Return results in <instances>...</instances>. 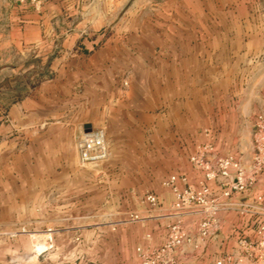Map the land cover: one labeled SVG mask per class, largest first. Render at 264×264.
Returning a JSON list of instances; mask_svg holds the SVG:
<instances>
[{
	"label": "crops",
	"instance_id": "1",
	"mask_svg": "<svg viewBox=\"0 0 264 264\" xmlns=\"http://www.w3.org/2000/svg\"><path fill=\"white\" fill-rule=\"evenodd\" d=\"M150 1L143 7L139 1L131 6L124 4V0H71L68 10L74 15L79 13L80 17L73 19L76 30L63 42L64 52L57 55L55 48L60 41L49 32L57 16L54 13L60 11L57 1L49 3L42 12L31 8L30 13L25 11L14 22L3 21L0 32L1 230L29 223L42 229L45 220L64 221V228L58 229V234L75 236L81 228L76 227V221L92 219L87 208L92 180L78 164L76 148L79 135L88 126L91 130H105L111 156L106 162L111 170L123 164L120 157L124 155L136 159L133 160L136 165L145 164L142 157L148 156L144 167H136L146 172L155 171L157 166L165 170L176 160L177 170L182 173L180 177L196 185L204 181V175L192 168L189 158L196 148L205 145L210 128L214 129V135L207 137L213 142L208 144L213 145L217 155H237L250 149L251 125L264 106V71H254L252 75L257 79L254 84H233L231 88L236 94L231 95V106L228 102L222 104L219 95H214L219 88L206 78L219 75L223 68L219 61L230 60L231 51L209 43L231 44L233 20L238 27L246 29L264 26V0ZM48 8L49 14L45 11ZM144 11L150 13L142 18ZM107 29L109 34L104 33ZM220 29H224L222 35ZM241 35L244 43L249 42L245 31ZM142 43L152 45L154 51L145 52ZM162 44L163 53H157L156 48ZM38 65H42V70L45 66L51 76L27 88L5 85L13 76L41 73ZM126 73L133 77L130 93L114 101L110 95L114 77ZM16 91L19 93L13 97ZM191 106L196 109L195 118ZM115 107L127 108V111L108 112ZM93 108L99 109V118L91 116ZM176 113L179 115L175 116ZM211 121L214 126L208 127ZM175 125L180 129L173 133ZM177 134L179 145L173 143ZM258 180L254 190L264 192V174ZM208 185L212 198L222 196L216 183ZM252 195L244 194L236 201L248 203ZM170 197L169 193L161 192L163 206L154 211L146 201L140 202L138 196L128 199L133 210L157 218L170 205ZM125 201L121 199V203ZM123 209L126 208L116 213L121 219L127 214ZM221 220V233L242 226L249 239L256 236L258 218L253 215L229 211L222 214ZM164 223L153 221L144 229L136 225L130 231L119 229L117 248L124 252V241L130 235L134 258L135 247L146 244V234H152L155 241L161 240ZM91 227V223L84 224V228ZM90 232L83 231L84 238ZM218 237H211L199 249L188 245L184 250L189 253L195 250L198 256L194 259L193 255L186 254L182 263L213 264ZM7 248L10 246L6 243L0 244V253ZM116 257L111 264H138L128 261V256ZM3 262L0 259V264Z\"/></svg>",
	"mask_w": 264,
	"mask_h": 264
},
{
	"label": "rangeland",
	"instance_id": "2",
	"mask_svg": "<svg viewBox=\"0 0 264 264\" xmlns=\"http://www.w3.org/2000/svg\"><path fill=\"white\" fill-rule=\"evenodd\" d=\"M53 1L58 2L60 11L54 13L57 14V16H54L53 21L51 22L53 28L50 27L49 32L58 36L57 39L60 41V43L56 45L55 55L63 53L65 50L63 48V42L66 40L67 36L76 30L74 20L77 19V17H80L79 13L74 15L73 12L68 10L71 0H0V32L4 25L3 21H6V24L9 19L14 22L21 15L25 14V11L30 13L31 8L35 10L38 9L42 12L44 7ZM137 1H139L140 5L143 7L151 2L150 0H124V4L129 3V5L132 6V4H136ZM162 1L163 0H157L156 3H162ZM45 11L47 14L50 13L49 8ZM149 13L148 11H144L143 15H141L142 18L146 17ZM262 14H264V12H262ZM241 15L244 16L243 13H241ZM242 31L246 32V38L248 37L249 42H243V36L241 35ZM109 32L110 30L107 29L104 33L109 34ZM223 32L224 29H220V35H222ZM163 38L164 40L166 39L165 37ZM209 44V46H219L225 50L229 48V51H231L230 60L221 59L219 61L223 67L220 69L219 75L205 77L206 81L213 83L214 87L219 88L220 91L217 93L214 92V95H219L221 99L220 102H222V104L228 102L227 105L230 103L231 106V95L233 96L234 93L236 94V91H234L231 86H233V84L250 82L254 84L257 80L256 77L252 75L254 71L257 69L262 72L264 71V26L262 25L261 28L252 27L246 29L238 27V23L233 20L231 21V44ZM141 48L145 52L154 51L152 45H148L147 43H142ZM163 49V44L162 46L158 45L156 52H162ZM230 63L231 65L229 67ZM29 64V66H31L33 63L31 62ZM38 67L39 72L42 71L37 74L38 76L34 75V72H28L27 74H22L18 77L13 76L5 82V85L7 87L15 86L18 88L19 86H22L27 88V86L31 87L51 76V74L46 71L45 66L43 68L44 71L41 69L42 65H38ZM250 78H252V80ZM132 79L133 77L131 73L114 77V89L113 92L110 93L111 98H113L114 101L118 100L119 97L124 99L122 98L123 95L127 97L130 93ZM17 93L19 92L16 91L13 94V97L17 95ZM116 108L117 107L108 109V112H113L115 114L118 110L121 112L122 110L125 112L127 111V108ZM190 108L191 112H194L192 113V117H197L195 107L191 106ZM124 111L123 114H125ZM174 111L175 110L173 109V112ZM178 115L176 113L175 116ZM91 116L93 118H99V109H91ZM211 126H214L212 121L211 125L208 127ZM178 129L177 125L173 126V133L179 131ZM251 129L252 143L250 149L247 152L239 153L237 155L232 154V156L237 158L240 162L247 175H251L254 172V154L252 147L253 137L256 130V119L254 120L253 125H251ZM213 130V128H210V130L206 132V136L210 137V135L213 134ZM178 135L179 134L176 135V139L173 140V143L179 145L180 140ZM207 137L205 144L213 143L211 139H207ZM197 150L198 149L196 148L195 151L197 152ZM110 157L109 154V158ZM142 158H144L143 160L146 164L149 157L145 156ZM120 160L123 164H119V168L117 169L113 166L114 168L112 170L107 166L109 165V162H104L100 165H87L85 167L80 165L89 173L92 180V195L89 206L87 205V208L92 213V219L85 222L83 220H77L76 227L81 228L79 231L77 230L75 236L61 235V232L58 234V229L64 228L62 226L64 221L54 222L45 220L42 229L36 228L34 223H29L28 226H12V229L8 231L0 229V244L3 245V243H6V245L10 246V249L7 248L8 250L0 253V259L4 260L2 264H111L118 255L128 256V261H135L138 262V264H183L182 258L185 257L186 254L193 255L195 259V257L198 256V253L195 250L189 253L184 249L188 245L194 246L195 249H199L200 245L208 241V239L201 241L198 232V224L200 222L198 211L202 209V207L194 202L182 205V208H176V197L174 193L171 189L164 186V182L169 177L177 176L179 179L181 178L180 176L182 173L177 170L176 160H173L172 164H170L169 167H166L165 170L158 169L157 167L159 166H157L156 170H153L152 172L136 170V167H144L145 164L136 165L134 163L135 161H133L136 159L132 158L130 155H124L120 157ZM189 163L192 165L191 162ZM192 168L194 167L192 166ZM194 170L196 169L194 168ZM261 175L262 173H260L258 179ZM258 179L256 184L259 181ZM256 184L253 189H250L246 194L253 193L252 197L255 194H264V192H257V190H254ZM190 185L195 188H198L199 186L195 183H191ZM179 187L183 188V185H179ZM161 192H166L171 195V203L169 206H166L164 211H161V214L159 215L160 217L157 218L152 216V214H149V216L143 215L142 213L133 210L131 200L128 199L130 197L138 196L140 197V202H143L148 194H154L159 199L158 205L152 207L148 204L149 209L154 211L163 206L162 199L160 198ZM122 198H125L126 200L123 203H121ZM105 199H107L108 202H105ZM82 206L83 205H81V207ZM122 208H126L123 210L127 213L124 219L119 218L121 216L116 214L117 212L119 213ZM229 211L231 210H222L219 213L221 224L219 232L216 234L219 235V239L217 238L219 241V247L214 253L215 257L213 264L219 262L222 264H264L263 262L252 261L249 258L251 252L240 247V239H249L248 235L246 236V234H244L242 226H239V228L236 229L231 228V230L226 229L221 233L222 214ZM136 216L139 217L138 220L136 219ZM190 219H193L192 222ZM153 221L165 222L164 234L161 236L160 241H155L152 234H146V244H141V246L135 247V256L133 258V251L130 247V245H132L131 236L128 235L127 240L124 241V252L119 251V249L122 250L121 248H117L120 244V237L116 235L119 229L124 228L130 231L135 225L144 229ZM86 223H91V229L84 228V224ZM175 226H178L181 230L187 232L189 236L180 247H177L171 252H164L162 251L163 247L168 241L170 231ZM85 230L91 231L86 238L83 236V231ZM69 243H72L74 246L71 244L69 246ZM138 249H142L146 254L145 261L140 257Z\"/></svg>",
	"mask_w": 264,
	"mask_h": 264
},
{
	"label": "built area",
	"instance_id": "3",
	"mask_svg": "<svg viewBox=\"0 0 264 264\" xmlns=\"http://www.w3.org/2000/svg\"><path fill=\"white\" fill-rule=\"evenodd\" d=\"M76 148L78 162L82 167L100 165L108 160L110 154L106 132L103 128L82 132L77 139ZM252 151L254 172L247 175L237 158L232 155H217L212 144H205L199 147L190 158L192 166L204 175V181L198 188L177 176L169 177L164 182V186L174 193L176 208H182V205L194 202L201 205L202 209L198 211L200 216L198 232L201 241L210 239L219 232L221 224L219 213L222 210L239 211L242 215L256 216L258 218L256 236L252 239H240L239 244L242 249L251 252L249 258L252 261L264 263V194H255L252 200L245 204L236 201L241 195L253 189L260 173L264 174V106L257 115ZM180 182L183 183V188L179 187ZM210 182L216 183L222 190L220 198H212V191L208 185ZM145 201L152 207L159 203L158 197L154 194H148ZM138 218L136 216L137 220ZM188 236V233L178 226L173 227L162 251L175 250L184 243ZM138 252L145 261L144 251L138 249Z\"/></svg>",
	"mask_w": 264,
	"mask_h": 264
},
{
	"label": "water",
	"instance_id": "4",
	"mask_svg": "<svg viewBox=\"0 0 264 264\" xmlns=\"http://www.w3.org/2000/svg\"><path fill=\"white\" fill-rule=\"evenodd\" d=\"M86 130L87 132H89L91 130V127L90 126L86 127Z\"/></svg>",
	"mask_w": 264,
	"mask_h": 264
},
{
	"label": "trees",
	"instance_id": "5",
	"mask_svg": "<svg viewBox=\"0 0 264 264\" xmlns=\"http://www.w3.org/2000/svg\"><path fill=\"white\" fill-rule=\"evenodd\" d=\"M41 82V81H40ZM34 86V85H33Z\"/></svg>",
	"mask_w": 264,
	"mask_h": 264
}]
</instances>
